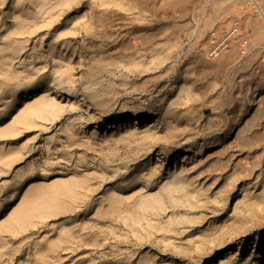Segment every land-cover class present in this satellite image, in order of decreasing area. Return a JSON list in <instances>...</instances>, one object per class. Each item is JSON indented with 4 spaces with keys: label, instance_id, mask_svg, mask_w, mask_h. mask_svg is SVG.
Masks as SVG:
<instances>
[{
    "label": "rangeland",
    "instance_id": "374dc122",
    "mask_svg": "<svg viewBox=\"0 0 264 264\" xmlns=\"http://www.w3.org/2000/svg\"><path fill=\"white\" fill-rule=\"evenodd\" d=\"M183 1L0 0V211L12 209L0 264H244L264 237V98L255 133L246 140L241 122L227 143L241 155L158 162L228 132L239 95L264 86L260 63L227 74L189 62L194 20L213 1ZM253 3L241 0L231 20L249 16L255 33ZM34 80L47 87L9 121ZM154 107L159 126L94 131ZM148 132L156 140L143 141ZM244 203L262 205L243 223Z\"/></svg>",
    "mask_w": 264,
    "mask_h": 264
},
{
    "label": "bare ground",
    "instance_id": "6f19581e",
    "mask_svg": "<svg viewBox=\"0 0 264 264\" xmlns=\"http://www.w3.org/2000/svg\"><path fill=\"white\" fill-rule=\"evenodd\" d=\"M212 9L209 13H202L198 17L196 16L194 23L196 24L195 30L191 34V41L189 44V62L195 66V68H199L200 71L209 73L211 71L215 72H226L227 74L234 69V67L241 68V65L243 64H251L252 63H260L259 69L260 73L262 76H264V51L262 49L264 48V30H262V26L260 25V21H258V27L256 26L255 33H253L252 40H251V45L248 48L247 51L241 52L238 48H233L230 53H228L225 58H223L220 61L217 62H207L203 53H202V44L205 38L214 31L218 26L224 24L225 22L231 20V19H236L232 17H236L235 15V9H237L240 6L241 0H212ZM254 1V3H253ZM188 2V0H184L183 3L185 4ZM206 3V2H205ZM253 5L255 4L257 6V14L261 19L262 24H264V8L261 5V2L259 0H252ZM215 5V6H214ZM202 8H205L204 5H202ZM263 20V21H262ZM239 21V20H238ZM244 25L246 29H250L253 20L248 17L243 18ZM254 27V26H253ZM258 28V29H257ZM202 43V44H201ZM201 45V46H200ZM250 50V51H249ZM254 53V54H253ZM253 54L252 61L247 62ZM251 55V56H250ZM225 59V60H224ZM222 61V62H221ZM221 62V63H220ZM215 65V66H212ZM263 79L262 77H260ZM29 85L33 86V89L30 91H27L25 94L19 95L18 97V104L15 106V109L9 114V121H13L17 118L23 117L25 119L27 117L26 114L22 116L21 112V106L26 101H29L33 99L36 96H39L42 92L43 89L47 87L44 82H39V81H30ZM255 85H258L256 83ZM253 87L248 86L247 91L245 92L244 96H240L239 98H243L244 100H236L237 106L233 107L235 112H237L239 115L238 120H236L232 125L231 128L229 129L228 132L223 133L217 137H210L208 141H205L203 145H199L198 147L195 148V153H192L190 149H186L184 151H181L180 153H175L174 155L169 152L163 151L162 154H160L161 157H159L158 162L160 161L162 166H165L166 162H168L170 159L176 156L179 157L181 155L184 156L183 161L184 163L187 162V159L189 155L191 154H197V156H202L208 152L216 151L218 148L220 150L215 153V156L217 159H219L222 156H226L229 154L231 155V158H236L238 155H241L244 152L237 153L235 154L234 148L231 147V144H227L229 141L233 140L237 134H238V129L236 128L239 123L242 122L244 124V131L243 135H246V140H249L250 137L255 133L257 126L260 124V118L262 117L263 110H261L260 104L263 101L264 98V86H257L254 91ZM172 93V90L170 91ZM263 96V97H262ZM261 97L257 101V99ZM36 113L45 114L47 111L50 109V105L47 104H39L35 108H33ZM161 109L159 107H154L151 109L149 115H136V116H117L113 117L111 120H107L104 122V124L101 125H96L95 127V133H99V130L101 127L105 128L106 130L111 128L116 131H122L124 128H127L128 132H131L132 129H136L137 127H147L149 128L152 125V122L157 124L158 126L161 125L165 117L160 113ZM18 116V117H17ZM17 117V118H16ZM170 117V119H172ZM123 135L121 134L119 137H122ZM138 135H128V139H134L137 138ZM156 140V136L151 134L150 132L147 133L145 139L143 141H154ZM226 142V143H225ZM234 143H232L233 146ZM248 146L251 147L252 143L249 141V144H244L242 147H240L242 150L245 149ZM197 149V150H196ZM172 154V155H171ZM190 157V156H189ZM158 168H161L158 166ZM171 178H176L177 176L173 173L171 174ZM62 188H56L54 192L58 193L61 191ZM145 200L143 203L146 205V203L149 201ZM154 204L150 206H162L160 203V200H153ZM164 204V203H163ZM262 204H248L244 203L243 207L246 208V211L243 212L244 215L248 214V216L243 217V223L251 219L256 215V210L255 208H259ZM244 211V210H243ZM12 212V209L10 208L9 205L4 207L0 211V221L3 219H8L10 217ZM27 211L22 210L19 213L16 214V218L14 219V222H21L25 221L27 218ZM224 238V237H223ZM255 239V238H254ZM256 243L251 246L250 249V256L248 259H246L244 264H264V237H260L259 235L256 236ZM218 240L215 238L212 242L216 243ZM243 242H247V237L243 239ZM245 247L242 246V244L239 245L238 251L232 255L234 257H238L240 252L244 249ZM146 264V263H144Z\"/></svg>",
    "mask_w": 264,
    "mask_h": 264
},
{
    "label": "built area",
    "instance_id": "2783aa9c",
    "mask_svg": "<svg viewBox=\"0 0 264 264\" xmlns=\"http://www.w3.org/2000/svg\"><path fill=\"white\" fill-rule=\"evenodd\" d=\"M252 36L253 32L243 27L240 21H227L205 38L202 53L207 62L220 61L233 48H238L241 52L247 51L251 45Z\"/></svg>",
    "mask_w": 264,
    "mask_h": 264
}]
</instances>
